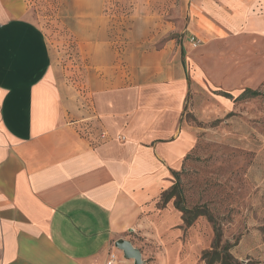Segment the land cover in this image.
Segmentation results:
<instances>
[{
	"label": "crops",
	"instance_id": "crops-1",
	"mask_svg": "<svg viewBox=\"0 0 264 264\" xmlns=\"http://www.w3.org/2000/svg\"><path fill=\"white\" fill-rule=\"evenodd\" d=\"M11 5L0 0V264H99L111 240L141 227L194 148L182 123L187 65L226 91L264 81V0H187L193 50L173 40L141 49L162 33L155 19H135L123 65L107 42L90 49L88 99ZM99 8L84 0L89 22Z\"/></svg>",
	"mask_w": 264,
	"mask_h": 264
},
{
	"label": "rangeland",
	"instance_id": "rangeland-1",
	"mask_svg": "<svg viewBox=\"0 0 264 264\" xmlns=\"http://www.w3.org/2000/svg\"><path fill=\"white\" fill-rule=\"evenodd\" d=\"M11 1L13 17L26 18L41 28L53 68L84 99L95 74L90 49L107 42L115 54L114 64L119 65L130 47L135 19H155V29L162 33L155 42H143L141 49H159L171 40L174 50L183 43L196 49L191 46L194 37L185 32L187 0H91L93 10L97 2L100 7L92 22L85 14L84 0ZM104 37L107 41L102 42ZM187 71L190 85L182 123L195 145L178 172L184 206L208 210L238 264H264V81L251 88L260 96L234 101L243 90L210 87L204 78L196 79L193 67L187 65ZM221 91L233 98L219 95ZM158 201L141 227L124 233L123 239L140 251L142 264H204L201 254L212 246V225L198 217L189 228L177 226L180 213L173 200L164 208ZM168 205L172 211L160 218L159 212ZM115 241H110L99 264H133L114 247Z\"/></svg>",
	"mask_w": 264,
	"mask_h": 264
},
{
	"label": "trees",
	"instance_id": "trees-1",
	"mask_svg": "<svg viewBox=\"0 0 264 264\" xmlns=\"http://www.w3.org/2000/svg\"><path fill=\"white\" fill-rule=\"evenodd\" d=\"M183 58V54H182ZM219 95L232 99V95L226 92H218ZM260 96L258 91L251 89L243 90L234 101L250 99ZM188 158V157H187ZM186 158V159H187ZM173 184L167 190H164L159 198L158 205L160 208H164L170 201L173 200L174 208L181 213V219L184 228H189L198 217H205L207 221L212 225L213 242L210 250L204 251L201 254V260L204 264H238L230 253V245L222 243L221 229L216 224L212 215L205 207H195L188 209L184 206V198L181 187L179 185V173L173 172Z\"/></svg>",
	"mask_w": 264,
	"mask_h": 264
},
{
	"label": "water",
	"instance_id": "water-1",
	"mask_svg": "<svg viewBox=\"0 0 264 264\" xmlns=\"http://www.w3.org/2000/svg\"><path fill=\"white\" fill-rule=\"evenodd\" d=\"M114 247L122 252L124 258L131 260L133 264H142V256L137 248L124 239H118L114 242Z\"/></svg>",
	"mask_w": 264,
	"mask_h": 264
},
{
	"label": "built area",
	"instance_id": "built-area-1",
	"mask_svg": "<svg viewBox=\"0 0 264 264\" xmlns=\"http://www.w3.org/2000/svg\"><path fill=\"white\" fill-rule=\"evenodd\" d=\"M195 38V37H194ZM194 38H191V42H192V44H191V46L193 47V48H197L198 46H199V41L196 39V43L194 42Z\"/></svg>",
	"mask_w": 264,
	"mask_h": 264
}]
</instances>
